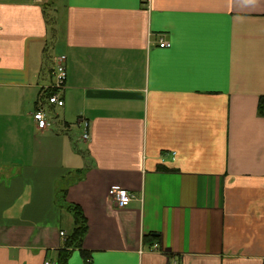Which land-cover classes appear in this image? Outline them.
Segmentation results:
<instances>
[{"label":"crops","instance_id":"obj_1","mask_svg":"<svg viewBox=\"0 0 264 264\" xmlns=\"http://www.w3.org/2000/svg\"><path fill=\"white\" fill-rule=\"evenodd\" d=\"M261 99L264 0H0V264H264Z\"/></svg>","mask_w":264,"mask_h":264},{"label":"built area","instance_id":"obj_2","mask_svg":"<svg viewBox=\"0 0 264 264\" xmlns=\"http://www.w3.org/2000/svg\"><path fill=\"white\" fill-rule=\"evenodd\" d=\"M168 43L163 39L160 40L158 47L163 49L168 47ZM53 79L54 82L50 87L49 91L52 92L51 95L46 96L47 104L50 106H54L57 108H61L64 106V103L61 99L60 92H62L66 80V68H65V57H60L57 59L56 66L53 70ZM33 120L37 125V128L40 130L46 129L50 126V122L47 120V114L43 110V108H39L33 115ZM81 124V123H80ZM81 126L86 129L87 123L82 122ZM83 140L88 139V134L85 132L82 135ZM107 198L109 202L118 209L127 208L131 201L134 199L133 195L129 194L127 191L123 189H115L110 190L107 194ZM60 237L65 238L64 233H60ZM153 251L158 250V244L154 243L151 248ZM43 264H53L50 260L44 261Z\"/></svg>","mask_w":264,"mask_h":264},{"label":"trees","instance_id":"obj_3","mask_svg":"<svg viewBox=\"0 0 264 264\" xmlns=\"http://www.w3.org/2000/svg\"><path fill=\"white\" fill-rule=\"evenodd\" d=\"M47 95H51L52 92L48 91ZM263 99H261L259 103V114L264 115L262 112V105H263ZM82 171L76 172V180H79L81 178ZM66 190L60 191L57 195V199L59 204L61 205L65 198ZM64 208L67 209L68 212L71 213L74 219V228L72 232L65 237V243H64V249L59 251L57 256V264H67L68 258L70 256V252L72 249H79L81 246V243L87 233V224L86 220L80 210L79 207L75 205H64Z\"/></svg>","mask_w":264,"mask_h":264},{"label":"rangeland","instance_id":"obj_4","mask_svg":"<svg viewBox=\"0 0 264 264\" xmlns=\"http://www.w3.org/2000/svg\"><path fill=\"white\" fill-rule=\"evenodd\" d=\"M57 63V62H56ZM56 66V65H55ZM55 68V67H54ZM54 82V81H53ZM73 126L72 127H74V124H72ZM72 133L69 135L70 137H71V139H72V141H73V143L75 144H77L78 146V150H80V151H83L84 150V146L82 145V141L80 140L81 139V137H82V132H81V130L79 129V130H77V129H73L72 128ZM78 137L80 138L79 140H77L78 139Z\"/></svg>","mask_w":264,"mask_h":264}]
</instances>
